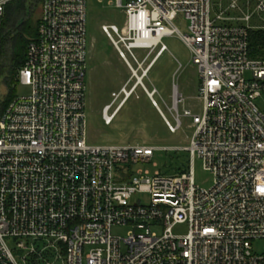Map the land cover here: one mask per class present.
<instances>
[{
    "label": "built area",
    "instance_id": "1",
    "mask_svg": "<svg viewBox=\"0 0 264 264\" xmlns=\"http://www.w3.org/2000/svg\"><path fill=\"white\" fill-rule=\"evenodd\" d=\"M12 1L0 0V20ZM112 1L124 23L101 31L129 78L102 121L110 125L142 88L170 133L190 122L187 166L150 172L140 166L151 147L87 145V0H40L37 37L17 74L29 94L0 115V264H264L252 247L264 240V109L256 105L264 60L248 56L249 31L264 30V0ZM175 34L197 69L201 108L180 110L173 87L171 124L144 80L167 51L162 39ZM195 160L212 178L206 190L195 185ZM138 194L149 203L133 201ZM177 225L187 234L174 235ZM115 227L126 236H113Z\"/></svg>",
    "mask_w": 264,
    "mask_h": 264
},
{
    "label": "rangeland",
    "instance_id": "2",
    "mask_svg": "<svg viewBox=\"0 0 264 264\" xmlns=\"http://www.w3.org/2000/svg\"><path fill=\"white\" fill-rule=\"evenodd\" d=\"M32 20L39 18L38 11L32 12ZM124 23V13L115 7L112 0H87L86 17V73H85V139L92 147L107 146H147L155 149L149 164L140 166L150 172L159 171L162 174L173 175L178 169L187 166L188 155L183 151L188 146L193 130L190 122L183 119L182 127L176 133H170L163 118L152 106L150 99L142 88L138 87L132 97L123 105L110 125H104L101 110L112 101L111 93L117 92L129 78V70L118 57L110 42L101 31L102 25H116ZM253 20L250 24L255 25ZM175 27L186 33L187 22L182 18L174 21ZM167 51L157 60L144 80L148 91L156 89L154 96L159 109L165 118L174 124L171 116L173 87L183 98L182 108L199 113L201 105L196 99L199 86V77L196 67L192 64L188 48L179 39L178 35L166 36L162 39ZM144 51L137 50L139 57ZM17 96L29 94V89L17 85ZM5 95V89L0 85V97ZM118 101L112 105L113 110ZM256 105L264 109V98ZM195 185L201 189H208L212 185L211 176L203 170L200 161L193 164ZM141 201L143 205L149 203L146 194H138L133 201ZM188 232L187 225H177L173 234L184 236ZM113 236L125 237V228L115 227L111 230ZM253 251L264 253V240L254 242Z\"/></svg>",
    "mask_w": 264,
    "mask_h": 264
},
{
    "label": "trees",
    "instance_id": "3",
    "mask_svg": "<svg viewBox=\"0 0 264 264\" xmlns=\"http://www.w3.org/2000/svg\"><path fill=\"white\" fill-rule=\"evenodd\" d=\"M39 1H12L6 5L0 20V85L5 89V95L0 97V115L16 97L17 74L24 64L27 45L37 37L38 19L32 20V12L38 11ZM248 56L264 60V30L249 31Z\"/></svg>",
    "mask_w": 264,
    "mask_h": 264
},
{
    "label": "water",
    "instance_id": "4",
    "mask_svg": "<svg viewBox=\"0 0 264 264\" xmlns=\"http://www.w3.org/2000/svg\"><path fill=\"white\" fill-rule=\"evenodd\" d=\"M159 112V111H158ZM160 116H161V114H160Z\"/></svg>",
    "mask_w": 264,
    "mask_h": 264
}]
</instances>
